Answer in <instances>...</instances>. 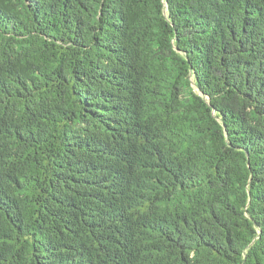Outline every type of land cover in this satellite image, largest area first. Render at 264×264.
<instances>
[{"label": "trees", "instance_id": "obj_1", "mask_svg": "<svg viewBox=\"0 0 264 264\" xmlns=\"http://www.w3.org/2000/svg\"><path fill=\"white\" fill-rule=\"evenodd\" d=\"M0 264H264V0H0Z\"/></svg>", "mask_w": 264, "mask_h": 264}]
</instances>
